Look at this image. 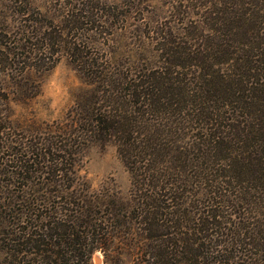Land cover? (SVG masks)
I'll use <instances>...</instances> for the list:
<instances>
[{"label": "trees", "instance_id": "trees-1", "mask_svg": "<svg viewBox=\"0 0 264 264\" xmlns=\"http://www.w3.org/2000/svg\"><path fill=\"white\" fill-rule=\"evenodd\" d=\"M8 1L29 24L9 66L61 54L81 83L41 136L0 139L9 263L91 264L100 252L104 264H264V0H173L172 22L130 37L93 18L107 0H50L49 24L29 18L32 1ZM108 145L126 195L79 175L84 154Z\"/></svg>", "mask_w": 264, "mask_h": 264}, {"label": "rangeland", "instance_id": "rangeland-1", "mask_svg": "<svg viewBox=\"0 0 264 264\" xmlns=\"http://www.w3.org/2000/svg\"><path fill=\"white\" fill-rule=\"evenodd\" d=\"M30 1L33 4L32 7L29 6L31 13L29 18L40 24H49L53 21L47 15L51 6L50 0L49 2L47 0ZM141 1L135 12L128 8L121 9L119 0H107L108 6L103 5L102 2L98 3V8L93 10V18L101 21L105 19L107 21L105 26L115 23L114 26L117 28L127 27L126 33L129 37L133 35L132 30L136 25H142L147 30L150 28V35H152L153 27L157 24L172 22L173 14L176 13V10L172 11L171 8L173 0ZM4 3L5 5L0 8V139L29 141L41 136L49 125L65 116L73 104L74 94L81 87V83L70 62L61 54L53 55L44 61L30 58L25 60L24 65L21 63L9 66L13 59L12 42L13 40L17 42V33L29 24L19 21L20 18L14 13L8 0H4ZM109 12L111 15L117 14V17L115 15L106 17L105 13ZM121 13L129 15L125 19L126 16ZM187 17L180 16L179 21L188 23L191 19L190 16ZM111 29V27L108 29L109 33ZM97 38L100 41L107 40V37L97 36ZM3 158L1 159L0 155V164L11 159L6 155ZM79 175L84 177L93 189L110 188L120 195H126L130 187L129 175L113 145L105 148H90L82 158ZM30 195L38 196L33 195L32 192ZM4 251L0 242V264H11L9 263L11 257H5ZM96 255L104 264L100 252L93 254L91 264H95ZM124 264L130 263L126 261Z\"/></svg>", "mask_w": 264, "mask_h": 264}, {"label": "water", "instance_id": "water-1", "mask_svg": "<svg viewBox=\"0 0 264 264\" xmlns=\"http://www.w3.org/2000/svg\"><path fill=\"white\" fill-rule=\"evenodd\" d=\"M94 263L95 264H102V262L100 261V259L97 255L94 257Z\"/></svg>", "mask_w": 264, "mask_h": 264}]
</instances>
